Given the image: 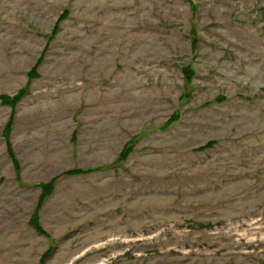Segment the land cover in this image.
Here are the masks:
<instances>
[{"label": "rangeland", "instance_id": "rangeland-1", "mask_svg": "<svg viewBox=\"0 0 264 264\" xmlns=\"http://www.w3.org/2000/svg\"><path fill=\"white\" fill-rule=\"evenodd\" d=\"M19 94L0 264H264V0H0Z\"/></svg>", "mask_w": 264, "mask_h": 264}, {"label": "trees", "instance_id": "trees-1", "mask_svg": "<svg viewBox=\"0 0 264 264\" xmlns=\"http://www.w3.org/2000/svg\"><path fill=\"white\" fill-rule=\"evenodd\" d=\"M66 16H67V13L64 12V14L61 16V19H62V18H65ZM37 66H38V65H37ZM37 66H35V67L31 70V72H30V74H29V76H30L31 78L34 77V76H36L35 74H36V67H37ZM183 73H184V78H185V79H187L189 76L192 75L191 71L188 70V69H184ZM20 94H21V93H20ZM20 94H19L18 96L13 97V98L2 96V97H0V100L3 102V104L8 105V106H10V107L12 108V107L15 106V104H17V103L20 101V99H21V95H20ZM175 121H177V118H175V119L172 120V122H175ZM10 126H11V122H10V124L8 125L7 130L10 129ZM7 133H8V132H7ZM211 146H212V143H208V144H206V145H204V146L198 148V150H199V151H203V150H205V149H207V148H209V147H211ZM130 151H131V148H129V149H125V150L122 152L120 158H121L122 160H125V159L127 158V155L130 153ZM81 173H82V171H68V172H65L64 174H65V175H77V174H81ZM51 185H52V184H49L48 186L50 187ZM45 188H48V187H45ZM47 191H48L47 189H44V191H43V194H44V195H43V196H46V194H47L46 192H47ZM35 222H36V221L33 222V226H34V227H35Z\"/></svg>", "mask_w": 264, "mask_h": 264}]
</instances>
